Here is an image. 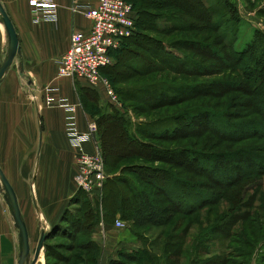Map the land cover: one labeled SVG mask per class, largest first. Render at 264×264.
<instances>
[{
    "label": "trees",
    "instance_id": "trees-1",
    "mask_svg": "<svg viewBox=\"0 0 264 264\" xmlns=\"http://www.w3.org/2000/svg\"><path fill=\"white\" fill-rule=\"evenodd\" d=\"M128 1L134 7L140 29L167 37L206 29L219 34L220 38L224 16L240 21L237 6L230 0H216L215 5L207 0ZM148 40L153 38L143 33L137 36L136 30L123 42L133 45H121L116 62L102 69L119 100L131 103L135 113L146 115L148 119L133 120L129 113H122L118 106L109 102L110 112L97 115V120L90 116L98 124L97 140L108 172L101 199L91 200L78 189L70 207L63 212L44 243L47 264H51L50 257L70 264L71 259L59 249L73 251L78 248L84 251L79 257L83 264L95 261L98 247L90 234L99 221L106 220L107 214L114 213H119L123 220L137 228H148L167 226L175 214L191 216L208 208L212 226L207 224L208 228L202 229L199 236H190L192 220L189 227L178 233V221L162 244L150 243L157 244L159 251L151 250L145 241L144 248L132 255L135 264H155L161 258L163 264H184L182 260L187 257L193 261L190 264H198L202 260L199 256H214L205 244L215 241L216 233H221L228 241L227 249L231 251L225 258H204L200 264L232 263L233 255L253 256L258 244L264 243V147H261L264 143H248L233 149L235 144L264 140V32L257 31L256 42L241 52L233 51L231 45L219 40L222 45L181 36L172 40V47L184 54L177 55L163 42L156 41L152 45ZM134 45L141 49H134ZM257 45H263L262 55L256 66H252ZM228 70L231 73H225ZM218 76L226 79H216ZM83 89L86 87L78 88L79 94ZM232 92L244 96L242 111L222 108L221 99ZM189 102L197 103L182 111H173ZM189 138H195L202 150L157 143ZM132 158L159 161L180 168V174L190 172L208 180L198 181L194 188L165 166L123 163ZM218 161L231 163L228 166L240 173H230L229 182L222 183L210 173L211 164ZM204 163L208 168H204ZM129 174L153 185L165 204L155 201L151 191L138 188ZM225 177L222 178L226 180L229 174ZM201 186L207 189H199ZM213 186L223 191H206L214 190ZM189 191L193 201L183 199ZM198 220L197 224H202L203 220ZM216 221L221 223L220 227ZM55 237H65L69 242L50 243ZM186 244H193L191 251L183 247Z\"/></svg>",
    "mask_w": 264,
    "mask_h": 264
},
{
    "label": "crops",
    "instance_id": "crops-1",
    "mask_svg": "<svg viewBox=\"0 0 264 264\" xmlns=\"http://www.w3.org/2000/svg\"><path fill=\"white\" fill-rule=\"evenodd\" d=\"M54 1L58 3L57 19L35 22L27 0H0L20 46V54L0 80V169L16 194L35 249L41 233L57 225L78 191L74 180L76 149L66 126L68 112L49 107L46 98L51 95L79 102L76 116L82 130L90 118L81 107L78 92V87H90L88 82L59 76L56 61L68 50L71 34L89 31L91 21L71 10L72 0ZM81 2L93 4L96 0ZM8 49V34L0 15V67ZM96 91L107 99L101 89ZM87 148L91 150L92 145ZM117 220L124 222L119 213L107 214L106 220L93 227L90 239L98 254L89 264H135L132 255L145 244L129 229L117 227ZM21 249L13 210L0 185V264H18Z\"/></svg>",
    "mask_w": 264,
    "mask_h": 264
},
{
    "label": "rangeland",
    "instance_id": "rangeland-1",
    "mask_svg": "<svg viewBox=\"0 0 264 264\" xmlns=\"http://www.w3.org/2000/svg\"><path fill=\"white\" fill-rule=\"evenodd\" d=\"M216 0H207V2L210 4H214ZM232 3H234L237 6V9L239 11V15H240V21H234L231 19V17L229 15L224 16L223 21L221 22L222 25L220 24V30L219 33L222 35V37L219 38V34H213L212 32L205 30H200L198 33L196 32H189V33H174L173 35L167 37V36H163L160 33L154 32V31H144L142 29H140L138 27V24L136 22V30H137V36L140 33L146 34V36H150L153 38V40H148L150 44L155 45L156 41H160L163 42V45L167 46V49L169 51H172L174 53H176L177 55H182L183 52L175 47H172V40L177 38V37H184V36H188L190 38H197L201 41L206 40L209 43H215L216 45H222L219 43V41L223 42V43H227L228 45H231V49H233V51H245L250 44H254V42H256L255 38H256V33L257 31H262L264 32V12H260L261 10H264V0H230ZM215 5V4H214ZM222 17V16H221ZM138 21V19H137ZM136 36V35H135ZM219 40V41H218ZM125 47L127 45H133L130 42H125L124 43ZM123 46V45H122ZM122 46L119 49L113 50L111 52L112 54V64L116 62V56L118 54V51L120 49H122ZM262 46L263 45H257V52L255 53V58L251 59L252 61V66H256V61L261 57L262 55ZM134 49H141L140 47L134 45L133 46ZM226 51V50H224ZM232 52V51H231ZM184 55V54H183ZM225 73L229 74L231 73L230 70L226 71ZM226 79V77L223 76H218L216 79ZM202 81H205V79H202ZM122 85V84H120ZM79 88V87H78ZM79 98H80V102H81V107L82 109L88 113L89 117L92 116L93 119L98 118L97 115H102L103 113L106 112H110V108H109V104H108V100L102 98L96 90L86 87V89H83L80 91L79 94ZM242 99H244V96L242 94H239L237 92H232L230 94H228L225 98H222V108L226 109V110H230V111H242ZM237 101V102H236ZM121 102V105L118 106V108L120 109V111L129 113V115L133 118V120L136 121H144L146 119H148V117L146 115H140L137 114L133 111L132 106L130 105L131 103L128 102ZM197 102H194V104L192 102L183 104L181 106H178L173 108V111H182L186 108L189 107H193L195 106ZM200 104V103H198ZM264 107V106H263ZM133 111V112H132ZM98 113V114H97ZM198 129L199 127L196 126ZM194 141V144H193ZM259 143V145H262L264 143V140H249L247 142L241 143V144H235L233 146L234 148L240 147V146H244L248 143ZM159 145H174V146H187L190 149H199L202 150V146L198 145L195 143V138H189L187 140L184 141H176L174 143H165V142H157ZM264 147V146H261ZM225 149H229V148H225ZM209 164L210 162L207 161ZM123 163H135V164H140V165H147L149 167H167V169H170L173 171V173L177 176H179L183 181H185L186 183L191 184V186L193 185V187L195 188V185L198 181H207L208 179L205 176L202 175H196V174H191L190 172H183L180 174V168L178 167H174V166H169V165H164L162 163H160L159 161H147L141 158H132L130 160H126ZM231 163H228V165H230ZM204 165L206 167L204 168H208L206 165V163H204ZM227 164H225V162L222 161H218V162H213L211 164L210 167V173L211 175H213L214 177L217 176L218 178L221 179V182H229V180L231 179V174H239L240 172L238 170H234L231 166H228ZM108 171V170H107ZM111 171H116V170H111ZM108 173V172H107ZM106 173V174H107ZM229 174V177H227V179L225 180V176ZM128 177L132 180H134V182L136 183V186L138 188H143V189H147L148 191L152 192V196L155 199V201H157L160 205H164L165 203L162 201L163 198L159 193L155 192V187L151 184H147V183H143L142 181H140L135 175L129 174ZM225 177V178H222ZM212 186V185H211ZM214 190H206V191H211L213 193H215L214 191H223V189H221L218 186H213ZM199 189H207L206 186H201V188ZM205 191V190H203ZM83 199V198H82ZM183 199L186 201H193V195L191 194V191L186 192L185 195L183 196ZM208 208L200 211V212H196L194 214H192L191 216H182L181 214H175L174 219L167 225V226H162V227H148V228H137L135 226H133L132 224H129V222H125L124 227L126 229H129L132 234H135L138 238H140L144 244L145 241H148L149 243V247L151 250H158V246L157 244L154 246H152L150 243L152 242H156V243H163L165 241V239L167 238V236L172 232V229L174 227V225L179 221L180 225L176 228V231L178 233L182 232L184 228H187V226L189 227V222L190 220H192L193 224L191 227V235L190 236H195V238L197 236H199L198 234L203 231L202 229L208 228V225L212 226V223L209 219V212ZM202 219V224L198 225L197 222L199 221L198 219ZM123 220V219H122ZM217 222V221H216ZM220 222V221H219ZM215 223V222H213ZM218 223V222H217ZM218 227H220L221 223H218ZM209 231V230H208ZM216 238L215 241L209 242L205 244V247H207L208 249L211 250V255L214 256H209V255H204V256H199V258H201L202 260H199V263L203 262V259H208L209 257H217V258H225L228 253L231 251V249H227V245H228V241H225L222 238V234L221 233H216ZM81 236H79L80 238ZM87 237V236H86ZM86 237H82L84 240H86ZM69 239L65 238V237H55L53 240H50V243L53 244H64V243H68ZM183 247H185V249L187 250H192L193 248V244H186ZM35 247L32 248L31 250V257L29 262L31 261V259H33L34 254H35ZM59 251H62L64 255L68 256L69 259H71V261L69 262L70 264H83L82 263V259H79V257L81 255L84 254V251L81 249L76 248L73 251H69V250H64V249H59ZM159 251V250H158ZM253 256H240L237 257L235 255H233L232 257V263L230 262H226L225 264H264L263 259H264V243L261 244V242L258 244L257 248L254 250L253 252ZM197 254V252H196ZM195 259L197 260V258L195 257ZM246 259V260H245ZM49 260L47 259V257L45 256V249L44 252H42V257L41 259L38 261L40 264H47ZM28 262V263H29ZM37 262V263H38ZM191 262V257H187L185 259L182 260V263L184 264H190ZM195 262V261H194ZM50 263L52 264H65L60 262L59 260H56L55 257H50ZM164 261L161 258L160 260H158L155 264H163Z\"/></svg>",
    "mask_w": 264,
    "mask_h": 264
},
{
    "label": "built area",
    "instance_id": "built-area-1",
    "mask_svg": "<svg viewBox=\"0 0 264 264\" xmlns=\"http://www.w3.org/2000/svg\"><path fill=\"white\" fill-rule=\"evenodd\" d=\"M35 22L56 20L58 3L54 0H27ZM71 10L83 13L90 21L87 32H73L68 50L56 61L58 75L75 81L86 80L90 87L101 89L109 103L119 106L121 102L110 81L102 69L112 64V50L136 32V12L128 0H96L84 4L81 0H72ZM49 107H62L67 112L66 126L68 137L76 149V173L74 180L91 200H100L102 187L106 179L105 160L97 140L98 124L87 118L86 129L78 126L76 112L79 102H69L53 96L46 98ZM91 144L89 150L87 145ZM125 222L116 221L117 227Z\"/></svg>",
    "mask_w": 264,
    "mask_h": 264
},
{
    "label": "water",
    "instance_id": "water-1",
    "mask_svg": "<svg viewBox=\"0 0 264 264\" xmlns=\"http://www.w3.org/2000/svg\"><path fill=\"white\" fill-rule=\"evenodd\" d=\"M0 15L2 18V21L4 22V25L7 30L8 39H9V49L6 59L4 60L3 64L0 67V80L2 79L4 73L7 71V69L12 65L16 55L20 54V46H19V40L17 36L16 29L6 11L4 6L0 3ZM0 185L3 186L7 198L9 200V205L12 207L13 210V217L15 220V224L17 228L19 229V234L22 241V249L20 251V256L18 260V264H36L41 255L42 252H44L45 249V241L48 237L49 232L52 229H49L47 231H43L41 233L38 245L35 250V254L33 259L30 260L31 257V246H30V240H29V232L26 226V223L24 219L22 218L21 210L17 201L16 194L10 185L9 181L6 179L4 173L0 169ZM79 189V188H78ZM29 262V263H28Z\"/></svg>",
    "mask_w": 264,
    "mask_h": 264
},
{
    "label": "bare ground",
    "instance_id": "bare-ground-1",
    "mask_svg": "<svg viewBox=\"0 0 264 264\" xmlns=\"http://www.w3.org/2000/svg\"><path fill=\"white\" fill-rule=\"evenodd\" d=\"M1 187L3 188V186H1ZM3 189H4V188H3ZM30 246H31V244H30ZM31 250H32V247H31ZM41 257H42V255H41ZM41 257H40V259H41ZM40 259H39V260H40ZM36 264H40V263L38 262V263H36Z\"/></svg>",
    "mask_w": 264,
    "mask_h": 264
},
{
    "label": "snow or ice",
    "instance_id": "snow-or-ice-1",
    "mask_svg": "<svg viewBox=\"0 0 264 264\" xmlns=\"http://www.w3.org/2000/svg\"><path fill=\"white\" fill-rule=\"evenodd\" d=\"M33 2H34V0H33Z\"/></svg>",
    "mask_w": 264,
    "mask_h": 264
}]
</instances>
